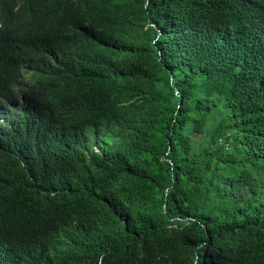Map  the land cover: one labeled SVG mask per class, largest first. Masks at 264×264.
<instances>
[{
	"label": "trees",
	"instance_id": "obj_1",
	"mask_svg": "<svg viewBox=\"0 0 264 264\" xmlns=\"http://www.w3.org/2000/svg\"><path fill=\"white\" fill-rule=\"evenodd\" d=\"M0 264H264V0H0Z\"/></svg>",
	"mask_w": 264,
	"mask_h": 264
},
{
	"label": "bare ground",
	"instance_id": "obj_2",
	"mask_svg": "<svg viewBox=\"0 0 264 264\" xmlns=\"http://www.w3.org/2000/svg\"><path fill=\"white\" fill-rule=\"evenodd\" d=\"M25 188V187H24Z\"/></svg>",
	"mask_w": 264,
	"mask_h": 264
}]
</instances>
